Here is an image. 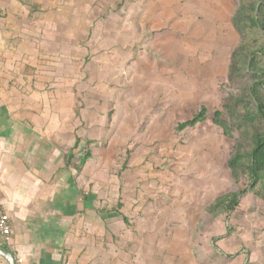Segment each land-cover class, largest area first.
<instances>
[{"label": "rangeland", "instance_id": "obj_1", "mask_svg": "<svg viewBox=\"0 0 264 264\" xmlns=\"http://www.w3.org/2000/svg\"><path fill=\"white\" fill-rule=\"evenodd\" d=\"M236 4L49 0L50 11H35L38 50H50L52 70L63 64L58 57L73 56L86 86L88 75L98 74L92 85L103 96L99 106L108 98L111 112L108 152L100 157L123 184L118 209L130 230L128 245L146 264H264L261 200L247 193L230 214L206 211L217 197L246 187L226 166L235 132L224 134L210 117L177 130L200 108L219 109L238 42L231 25Z\"/></svg>", "mask_w": 264, "mask_h": 264}, {"label": "crops", "instance_id": "obj_2", "mask_svg": "<svg viewBox=\"0 0 264 264\" xmlns=\"http://www.w3.org/2000/svg\"><path fill=\"white\" fill-rule=\"evenodd\" d=\"M48 2L0 0V213L11 231L0 249L20 264H146L128 245L123 184L100 157L110 104L99 106L98 74L86 86L77 58L52 70L39 51L34 15Z\"/></svg>", "mask_w": 264, "mask_h": 264}, {"label": "trees", "instance_id": "obj_3", "mask_svg": "<svg viewBox=\"0 0 264 264\" xmlns=\"http://www.w3.org/2000/svg\"><path fill=\"white\" fill-rule=\"evenodd\" d=\"M236 1L231 25L238 42L229 56L225 83L220 84L224 95L219 109L208 114L202 107L177 127L194 128L210 117L224 134H236L226 166L231 179H244L246 187L217 197L206 209L211 215L234 212L247 193L264 203V0ZM87 154L85 148L84 157Z\"/></svg>", "mask_w": 264, "mask_h": 264}, {"label": "built area", "instance_id": "obj_4", "mask_svg": "<svg viewBox=\"0 0 264 264\" xmlns=\"http://www.w3.org/2000/svg\"><path fill=\"white\" fill-rule=\"evenodd\" d=\"M0 233L5 240H8L11 235L10 227L7 223V220L3 214L0 213ZM21 260H14V264H20Z\"/></svg>", "mask_w": 264, "mask_h": 264}, {"label": "water", "instance_id": "obj_5", "mask_svg": "<svg viewBox=\"0 0 264 264\" xmlns=\"http://www.w3.org/2000/svg\"><path fill=\"white\" fill-rule=\"evenodd\" d=\"M0 256L4 259V260H6V262L8 263V264H14V258H13V256L10 254V253H8L7 251H4V250H2V249H0Z\"/></svg>", "mask_w": 264, "mask_h": 264}]
</instances>
